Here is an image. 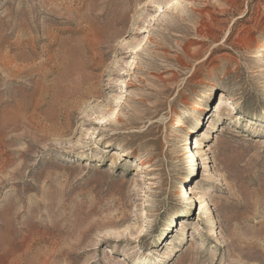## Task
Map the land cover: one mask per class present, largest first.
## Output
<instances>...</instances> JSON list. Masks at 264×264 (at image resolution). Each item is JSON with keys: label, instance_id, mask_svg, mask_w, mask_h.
I'll list each match as a JSON object with an SVG mask.
<instances>
[{"label": "rangeland", "instance_id": "rangeland-1", "mask_svg": "<svg viewBox=\"0 0 264 264\" xmlns=\"http://www.w3.org/2000/svg\"><path fill=\"white\" fill-rule=\"evenodd\" d=\"M262 96L264 0H0V264H264Z\"/></svg>", "mask_w": 264, "mask_h": 264}, {"label": "bare ground", "instance_id": "bare-ground-1", "mask_svg": "<svg viewBox=\"0 0 264 264\" xmlns=\"http://www.w3.org/2000/svg\"><path fill=\"white\" fill-rule=\"evenodd\" d=\"M98 39V41H99V38H97ZM100 40H101V38H100ZM95 42V44H93V46H95L97 43H96V40H94ZM99 43H101V42H99ZM91 48V47H90ZM15 59V58H14ZM219 95H220V97H219V102H221V101H223L224 99H226L227 97H229L227 94H226V92H220L219 93ZM231 98L232 99H235L234 97H232V95H231ZM262 102H264V96H262ZM33 120V119H32ZM29 124V123H28ZM33 123H31V125H32ZM30 126V125H29ZM31 128V127H30ZM194 145H193V147H192V154H193V157H191L190 159V161H191V165H195L196 164V162L199 160H201V157H202V153H201V150H203L204 149V147L205 146H202V144L201 143H197L196 141H194V143H193ZM189 188H187V198H186V202H188V204H190L191 202H196V201H198V203H199V209H201L203 206V203H204V201H203V197L202 196H199L198 195V192H197V190H196V187L195 186H193V185H189L188 186ZM152 250V249H151ZM150 252H152V254L154 253V251H150Z\"/></svg>", "mask_w": 264, "mask_h": 264}]
</instances>
